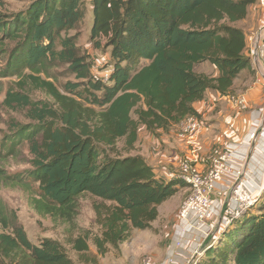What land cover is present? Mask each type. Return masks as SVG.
Here are the masks:
<instances>
[{
    "label": "trees",
    "instance_id": "trees-1",
    "mask_svg": "<svg viewBox=\"0 0 264 264\" xmlns=\"http://www.w3.org/2000/svg\"><path fill=\"white\" fill-rule=\"evenodd\" d=\"M257 2L90 0V39L95 49L107 50L108 81L93 78L90 56L82 55L70 36L86 18L87 0H33L23 12L0 13V58L14 43L0 76L20 79L23 88L9 91L5 103L28 108L36 123L13 127L14 135L1 146L0 163L5 151L12 155L29 145L34 159L28 175L42 193L35 200L38 213L70 224L82 196L108 203L95 206L102 233L93 241L103 255L107 246L119 249L128 242L134 230L151 229L160 207L186 184L176 175L164 178L141 155L112 152L123 138L133 146L139 126L156 135L190 116L200 120L196 105L208 91L234 95L236 81L253 71L246 34L234 24ZM55 63L69 65L79 81L66 85L70 95L36 76ZM205 63L218 75L199 73L197 66ZM28 81L52 100L33 102L23 91ZM5 180L27 183L0 168V181ZM14 220L0 200V225L8 231L0 234V264H75L61 242L44 238L34 244ZM221 230L194 264H264V191L255 211ZM88 237L72 240L74 251L87 253Z\"/></svg>",
    "mask_w": 264,
    "mask_h": 264
},
{
    "label": "rangeland",
    "instance_id": "rangeland-1",
    "mask_svg": "<svg viewBox=\"0 0 264 264\" xmlns=\"http://www.w3.org/2000/svg\"><path fill=\"white\" fill-rule=\"evenodd\" d=\"M32 1L0 0V13L10 16L23 12ZM86 12L84 22L75 31L70 32V36H74L77 39V47L81 50V54L90 56L89 60L93 65V75L104 76L107 71L103 67L108 60V55L105 48L95 49L90 39L92 27L90 0H87ZM234 25L242 29L246 34V53L251 59L253 66L252 72H244L236 81L234 94L247 91L256 85L260 86L264 91V7L260 5V2H257L249 8L247 18ZM13 46L14 43H8L5 54L0 58V72L6 65ZM215 70L209 63L197 66V71L207 75H214ZM36 76L53 83L63 95H70L66 91L68 83L79 82L76 75L69 69V65L63 63H55L51 65L48 72ZM20 81L17 78H3L0 76V150L3 142L14 135L15 129L13 127L16 124L20 126H33L36 124L29 117L28 108L11 107L5 103L9 91L21 93L23 88L20 86ZM30 83L32 82L28 81V88L23 91L33 102H49L52 100L46 92L37 89L35 85L31 86ZM132 117L134 120H138L136 114H133ZM138 131V140L133 146L129 147L127 139L123 138L117 142L112 153L121 156L135 155L137 153L146 154L148 158L153 160L152 163L164 168L163 170L166 169V171L170 172L167 168L172 169V165H175V170H177L175 175L178 176L180 166L185 159L183 157L177 159L174 155H171L172 150L170 149L175 148L179 143L176 129L173 135H168V137L159 133L153 136L154 139L163 136L165 137L163 141H154L149 138V131L147 132L144 126H139ZM179 144L181 145V143ZM6 152L3 153L5 159L0 163L1 171L7 176H21L27 182L26 186L22 187L16 186L11 181H0V200L7 212L15 215L16 226L24 229L32 243L38 244L44 238L57 240L65 246L75 264H194L195 258L198 257L196 252L200 253L201 250H204L209 241L222 231L217 222L209 238H201L199 243H196L193 247L192 244H189L184 249L175 247L174 231L178 222V213L189 194V189L185 185L180 188L175 197L160 207L159 218L152 223L151 229L146 231L134 230L132 238L122 244L119 249L107 246V252L104 255L100 254L93 241L95 236L102 233L100 226L96 223L95 206L109 204L91 195L82 196L80 198L79 213L74 222L70 224L55 220L51 216L40 215L36 209L35 200H39L42 193L39 184L33 182L28 175L33 169L32 162L34 159L29 145L27 143L20 145L16 154L9 155ZM173 172L171 171V173ZM7 232L0 225V234ZM87 236H89V251L83 254L74 251L71 241L78 237ZM171 246L174 250H178L179 255L177 258L170 253ZM81 256L85 257L82 258ZM3 260L0 255V263L4 262Z\"/></svg>",
    "mask_w": 264,
    "mask_h": 264
},
{
    "label": "built area",
    "instance_id": "built-area-1",
    "mask_svg": "<svg viewBox=\"0 0 264 264\" xmlns=\"http://www.w3.org/2000/svg\"><path fill=\"white\" fill-rule=\"evenodd\" d=\"M259 2L264 7V0ZM101 77L108 81L109 72L104 76L93 75L95 80ZM228 102L235 110L242 112L249 109L243 97L229 95ZM200 134L201 122L194 116L184 119L176 126L177 138L187 144H193ZM259 135L264 136V119L258 130L249 136L248 141L254 143ZM245 158L242 145L230 143L220 155L203 160V169L190 161L181 164L178 178L186 184L189 194L179 210L174 231L177 249L199 243L201 238H209L215 223L218 222L219 228L225 227L255 211L259 206L261 193L259 194L253 178L256 166H251L247 174L248 170L241 167ZM227 187L229 193L225 198ZM169 251L175 256L178 250L170 248ZM202 251L196 252V255H201Z\"/></svg>",
    "mask_w": 264,
    "mask_h": 264
},
{
    "label": "crops",
    "instance_id": "crops-1",
    "mask_svg": "<svg viewBox=\"0 0 264 264\" xmlns=\"http://www.w3.org/2000/svg\"><path fill=\"white\" fill-rule=\"evenodd\" d=\"M217 75L218 72L215 70L213 76L215 77ZM234 95L245 98L249 107L248 111L241 112L235 110L228 102V96H223L216 91H208L205 99L196 105V110L200 115L201 122V134L197 140L193 144H187L177 138V141L181 143V145L179 143L178 146L171 144L175 146V148L169 149L172 150L171 155H174L175 158L179 159L183 157L185 161L193 162L197 164L199 168L203 169V160L220 155L230 143L240 144L242 145V151L245 153L246 157L245 161L241 163V167L248 170V174L249 168L251 166H256V172L253 178L254 184L260 194L264 191V136L259 135L254 143H250L248 138L254 131L258 130L261 121L264 119V91L260 86L256 85L253 88H249L247 91H242ZM175 129L176 127L166 133L159 131V134L168 137V135H173ZM148 136L154 141H163L165 138L159 136L154 139V135L150 132ZM135 155L143 156L151 166L158 169L159 173L164 178L169 179L177 174L175 165H172V169L167 168V170H170L169 172L152 163L153 160L148 158L146 154L137 153ZM171 171L176 173H171ZM250 176H252V173ZM228 193L229 187H227L225 191V198ZM170 248H172V246ZM178 255L179 253L176 251L174 257L177 258Z\"/></svg>",
    "mask_w": 264,
    "mask_h": 264
},
{
    "label": "water",
    "instance_id": "water-1",
    "mask_svg": "<svg viewBox=\"0 0 264 264\" xmlns=\"http://www.w3.org/2000/svg\"><path fill=\"white\" fill-rule=\"evenodd\" d=\"M195 260H196V258H195ZM195 260H194V262H195Z\"/></svg>",
    "mask_w": 264,
    "mask_h": 264
}]
</instances>
